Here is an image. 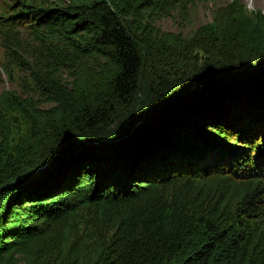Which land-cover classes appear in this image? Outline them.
Instances as JSON below:
<instances>
[{
    "label": "trees",
    "instance_id": "1",
    "mask_svg": "<svg viewBox=\"0 0 264 264\" xmlns=\"http://www.w3.org/2000/svg\"><path fill=\"white\" fill-rule=\"evenodd\" d=\"M55 1L0 22L51 103L0 119V264H264V16L181 39L155 22L196 0Z\"/></svg>",
    "mask_w": 264,
    "mask_h": 264
},
{
    "label": "rangeland",
    "instance_id": "2",
    "mask_svg": "<svg viewBox=\"0 0 264 264\" xmlns=\"http://www.w3.org/2000/svg\"><path fill=\"white\" fill-rule=\"evenodd\" d=\"M22 2L37 6L53 5L55 0H0V22L20 10ZM245 8L246 19H261L264 16V0H196L188 7L176 9L170 15L159 18L155 24L161 30L173 37L185 39L192 37L198 30L205 32L204 27L215 20L216 11L221 13ZM220 9V10H219ZM15 10V11H14ZM0 28L2 26L0 25ZM25 42L23 49L17 50L21 56L16 57L15 47L9 48L0 32V119L5 128L13 130L15 136L26 132V125L21 114L15 110L11 102L15 97L22 100L32 99L43 107L51 106L41 95L39 85L34 78L33 57L36 43L30 36V29L17 26ZM72 71L61 70V76L67 81L72 80Z\"/></svg>",
    "mask_w": 264,
    "mask_h": 264
}]
</instances>
